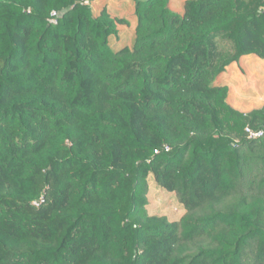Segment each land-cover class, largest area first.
<instances>
[{
  "label": "trees",
  "instance_id": "16d2710c",
  "mask_svg": "<svg viewBox=\"0 0 264 264\" xmlns=\"http://www.w3.org/2000/svg\"><path fill=\"white\" fill-rule=\"evenodd\" d=\"M92 1L0 0V264H264V106L216 83L264 59V0H136L120 50Z\"/></svg>",
  "mask_w": 264,
  "mask_h": 264
},
{
  "label": "crops",
  "instance_id": "0c3cea01",
  "mask_svg": "<svg viewBox=\"0 0 264 264\" xmlns=\"http://www.w3.org/2000/svg\"><path fill=\"white\" fill-rule=\"evenodd\" d=\"M187 1L169 0V9L182 14ZM91 6L96 16L106 9L112 18L124 21L118 24V36L109 39L114 50L133 46L138 23L136 0H93ZM216 83L228 87L227 102L236 111L247 114L260 109L264 106V59L245 55L228 66Z\"/></svg>",
  "mask_w": 264,
  "mask_h": 264
},
{
  "label": "rangeland",
  "instance_id": "374dc122",
  "mask_svg": "<svg viewBox=\"0 0 264 264\" xmlns=\"http://www.w3.org/2000/svg\"><path fill=\"white\" fill-rule=\"evenodd\" d=\"M227 104L229 105L228 102ZM149 198H150L151 206L155 211L153 212L154 214L167 215L171 218H180L184 214V212L181 209V204L179 202V199H177V197L175 196L172 197L171 195L161 191L153 183L151 179H150V188H149Z\"/></svg>",
  "mask_w": 264,
  "mask_h": 264
},
{
  "label": "built area",
  "instance_id": "2783aa9c",
  "mask_svg": "<svg viewBox=\"0 0 264 264\" xmlns=\"http://www.w3.org/2000/svg\"><path fill=\"white\" fill-rule=\"evenodd\" d=\"M53 18L50 20L51 23L55 24L56 23V16H57V13L54 12L52 14ZM245 132L247 133L248 135V138L249 139H252V140H257V139H260L263 137V132L262 131H253L252 129H250L249 127H247L245 129ZM37 205V204H36Z\"/></svg>",
  "mask_w": 264,
  "mask_h": 264
}]
</instances>
